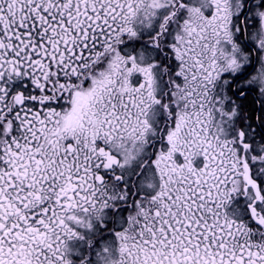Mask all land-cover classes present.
Returning a JSON list of instances; mask_svg holds the SVG:
<instances>
[{
    "label": "snow or ice",
    "instance_id": "1",
    "mask_svg": "<svg viewBox=\"0 0 264 264\" xmlns=\"http://www.w3.org/2000/svg\"><path fill=\"white\" fill-rule=\"evenodd\" d=\"M0 264H264V0H0Z\"/></svg>",
    "mask_w": 264,
    "mask_h": 264
}]
</instances>
